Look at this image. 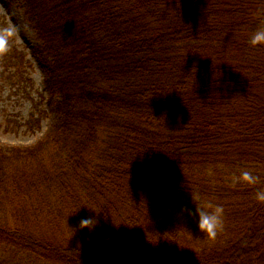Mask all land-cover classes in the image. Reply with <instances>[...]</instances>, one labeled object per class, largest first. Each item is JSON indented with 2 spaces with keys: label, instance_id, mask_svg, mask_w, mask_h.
I'll return each mask as SVG.
<instances>
[{
  "label": "trees",
  "instance_id": "1",
  "mask_svg": "<svg viewBox=\"0 0 264 264\" xmlns=\"http://www.w3.org/2000/svg\"><path fill=\"white\" fill-rule=\"evenodd\" d=\"M12 1L44 88L0 14V91L55 121L0 145V264H264V0Z\"/></svg>",
  "mask_w": 264,
  "mask_h": 264
},
{
  "label": "rangeland",
  "instance_id": "2",
  "mask_svg": "<svg viewBox=\"0 0 264 264\" xmlns=\"http://www.w3.org/2000/svg\"><path fill=\"white\" fill-rule=\"evenodd\" d=\"M5 1L11 2L12 0H0V14L5 16V20L14 30L16 36V39L14 38L15 42L27 52V58L31 62V66L27 71H29L30 76L34 79L36 87L39 90H43L44 84L42 80L44 72L32 54L33 47L38 44L37 36L31 29L20 3L12 1V4L6 6ZM2 84L3 80L0 74V85ZM46 106L49 109L48 117L40 122L41 128L39 130H31L27 124L30 116L29 112H31L30 101L23 98L21 94L13 92L6 84L0 91V145L29 146L37 142L38 139H41L51 129V125L55 121L54 112H52L51 107L47 103ZM113 235L122 238L116 232H113ZM3 248L4 244L1 243L0 252H3Z\"/></svg>",
  "mask_w": 264,
  "mask_h": 264
},
{
  "label": "clouds",
  "instance_id": "3",
  "mask_svg": "<svg viewBox=\"0 0 264 264\" xmlns=\"http://www.w3.org/2000/svg\"><path fill=\"white\" fill-rule=\"evenodd\" d=\"M3 41L0 40V45ZM249 43L253 46L264 44V25H258L257 28L253 31L249 38ZM258 198L264 199V192L258 193ZM187 210L192 214L191 209ZM223 205L221 204H208L203 207L197 205L195 209V214H198V226L199 229L207 234L209 237H214L217 234V231L223 226ZM98 223V220L94 217H83L80 220L81 228L93 229Z\"/></svg>",
  "mask_w": 264,
  "mask_h": 264
}]
</instances>
